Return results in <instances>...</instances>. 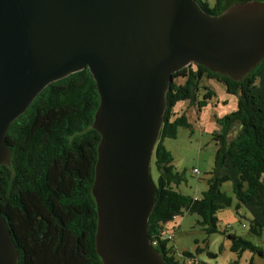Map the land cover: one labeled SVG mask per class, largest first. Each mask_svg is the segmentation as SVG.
<instances>
[{
  "label": "water",
  "instance_id": "obj_1",
  "mask_svg": "<svg viewBox=\"0 0 264 264\" xmlns=\"http://www.w3.org/2000/svg\"><path fill=\"white\" fill-rule=\"evenodd\" d=\"M263 58L264 1L213 15L197 0H0V165L10 163L11 123L47 85L89 69L100 96L97 252L104 264H167L148 219L173 74L194 62L238 80ZM0 264H17L1 213Z\"/></svg>",
  "mask_w": 264,
  "mask_h": 264
},
{
  "label": "trees",
  "instance_id": "obj_2",
  "mask_svg": "<svg viewBox=\"0 0 264 264\" xmlns=\"http://www.w3.org/2000/svg\"><path fill=\"white\" fill-rule=\"evenodd\" d=\"M197 1L213 15L228 8V0H215L213 5L208 0ZM204 79L223 82L226 91L237 96V108L218 118L220 128L213 134L217 151L207 189L192 196L177 189L184 176L163 142L175 138L179 127L191 126L185 113L175 112L179 102L201 109L215 95ZM99 102L96 81L89 69H83L47 85L11 123L5 136L10 163L0 165V213L13 237L17 264H104L96 249L98 216L92 192L101 141L93 126ZM153 158L159 175L148 231L167 264H218L197 259L189 251L178 257L170 244L174 233L168 231L169 222L187 212L200 216L198 222L206 233L219 231L218 212L233 203V197L222 188L227 181L232 182L236 208L244 205L253 214L250 232L261 235L264 58L238 80L194 62L175 72L166 92ZM228 237L232 251L250 250L264 256L263 249L248 238L235 233Z\"/></svg>",
  "mask_w": 264,
  "mask_h": 264
},
{
  "label": "rangeland",
  "instance_id": "obj_3",
  "mask_svg": "<svg viewBox=\"0 0 264 264\" xmlns=\"http://www.w3.org/2000/svg\"><path fill=\"white\" fill-rule=\"evenodd\" d=\"M213 5L215 0H208ZM248 0H228L227 7ZM250 1V0H249ZM203 83L210 85L215 95L208 99L201 109L195 104L182 101L175 107L176 113H185L192 122L190 127H179L175 138L164 139V145L173 155L175 168L183 173L184 179L178 190L192 196H200L207 189V179L214 166L217 144L213 134L220 128L217 118L232 112L237 108V96L226 91L223 82L217 79H204ZM201 98L202 91H200ZM236 129L234 130V132ZM199 170L198 173L194 169ZM151 174L156 181L159 172L154 158L151 161ZM223 190L233 197L231 206L218 212L219 231L208 234L198 222L200 216L195 212H187L169 222L174 238L170 240L178 254L189 251L200 260L218 264H264V256L245 250L237 253L231 250L232 241L228 234L235 233L251 240L264 251V229L261 235L250 232L253 214L244 205L236 208L237 201L232 191V182L223 184ZM213 254V255H211Z\"/></svg>",
  "mask_w": 264,
  "mask_h": 264
},
{
  "label": "built area",
  "instance_id": "obj_4",
  "mask_svg": "<svg viewBox=\"0 0 264 264\" xmlns=\"http://www.w3.org/2000/svg\"><path fill=\"white\" fill-rule=\"evenodd\" d=\"M194 171H195L196 173H198V172H199V170H198V169H194ZM226 264H229V263H226Z\"/></svg>",
  "mask_w": 264,
  "mask_h": 264
},
{
  "label": "crops",
  "instance_id": "obj_5",
  "mask_svg": "<svg viewBox=\"0 0 264 264\" xmlns=\"http://www.w3.org/2000/svg\"><path fill=\"white\" fill-rule=\"evenodd\" d=\"M188 119H189V117H188ZM217 120H218V118H217ZM190 121V120H189ZM190 123H191V125H192V122L190 121ZM168 232H171V230H169Z\"/></svg>",
  "mask_w": 264,
  "mask_h": 264
}]
</instances>
